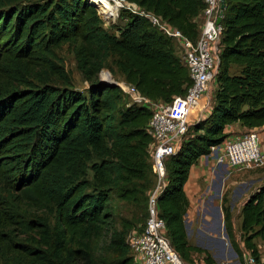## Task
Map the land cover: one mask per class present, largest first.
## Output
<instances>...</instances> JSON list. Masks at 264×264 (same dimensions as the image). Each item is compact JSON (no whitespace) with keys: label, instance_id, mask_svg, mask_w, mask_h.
Segmentation results:
<instances>
[{"label":"trees","instance_id":"obj_1","mask_svg":"<svg viewBox=\"0 0 264 264\" xmlns=\"http://www.w3.org/2000/svg\"><path fill=\"white\" fill-rule=\"evenodd\" d=\"M131 1L190 39L197 37L203 0ZM224 2L214 104L206 117L189 125L193 132L187 131L166 159V184L157 196L174 249L184 261L203 253V264H215L214 259L189 243L184 224L189 168L228 136L226 124H264V0ZM105 5L116 16L112 2ZM120 10L125 19L111 31L91 0H0V264H97L92 241L106 231L114 262L139 264L126 241L131 222L111 225L112 202L147 205L145 191L155 182L147 129L152 109L129 103L121 88L99 73L115 66L140 94L164 102L184 94L191 78L175 40L146 17ZM64 42L87 82L84 89L73 85L55 54L54 47ZM224 200L231 246L238 255L248 250L255 264H262L256 239L264 241V182L240 209L243 247ZM26 206H49L53 221L29 215ZM141 211L143 219V204ZM17 227L36 231L37 245L13 240Z\"/></svg>","mask_w":264,"mask_h":264},{"label":"built area","instance_id":"obj_2","mask_svg":"<svg viewBox=\"0 0 264 264\" xmlns=\"http://www.w3.org/2000/svg\"><path fill=\"white\" fill-rule=\"evenodd\" d=\"M115 1L119 4L118 10L125 8L146 17L157 29L176 41L191 78L184 94L174 95L170 102L161 104L140 94L133 84L117 81L131 95L133 102L148 107L150 104L160 106L152 109L147 122V129L152 136L148 150L155 178L147 194V217L142 229L130 232L126 241L134 260L139 264H187L167 235L165 220L158 213L157 196L166 184L165 161L177 151L185 138L190 125L189 117H199L208 106L201 107V100L218 70L223 26L221 21L216 22V18H222L223 8L220 5L225 0H203L198 35L194 40L161 15L141 7L135 1ZM209 154L215 155L217 163L226 162L237 168L264 166V149L257 129H248L235 138L211 145ZM243 257L245 264L256 263L248 250L243 251Z\"/></svg>","mask_w":264,"mask_h":264},{"label":"rangeland","instance_id":"obj_3","mask_svg":"<svg viewBox=\"0 0 264 264\" xmlns=\"http://www.w3.org/2000/svg\"><path fill=\"white\" fill-rule=\"evenodd\" d=\"M92 1V0H91ZM105 2H111L105 0ZM102 3V2H98ZM98 13L100 14V9L97 6ZM120 9L118 10L117 16L114 18L113 21H110L109 23H103V25L106 28H109L111 31H115L116 28L123 23L124 17L120 14ZM101 16V14H100ZM102 18V16H101ZM103 20V18H102ZM104 22V20H103ZM55 54L57 55V58L59 61L65 65L67 70L69 71L71 77H72V83L75 87L79 89H84L85 86L87 85V82L82 78L81 73L76 67V62L74 58V54L71 51L70 47L68 46L67 42L62 43L59 46L54 47ZM104 72L109 73L110 77L113 78V80L118 81V82H124L128 83L125 81L123 75L117 70L115 66H109V67H103L99 73V76L101 79L106 78ZM109 78V77H108ZM107 79V78H106ZM119 86V85H118ZM124 94L125 99L131 103L133 102V99L131 95L124 90L122 86H119ZM161 104V103H158ZM159 105H152L150 104L151 109H156L159 108ZM190 119L193 118V115L189 117ZM189 119V121H190ZM190 134L192 129L190 128L188 131ZM189 135V134H188ZM187 137V136H186ZM189 137V136H188ZM233 167V166H232ZM237 168V167H234ZM254 168H260V167H254ZM252 169V168H249ZM262 169V170H261ZM257 175L261 178V183L264 182V166H262L259 170H256ZM88 175L91 177V171H88ZM217 180L216 183L214 184V188L216 189L218 187L219 183V177L216 175ZM233 178V175L231 177H228V180H226V183H231L230 180ZM259 184H257L254 188H256ZM252 188L251 191L254 189ZM250 191V192H251ZM244 188H240L236 186L235 184H230L225 191L222 194V205H223V197H225L224 202H226L227 205L230 206L231 208V213H232V221H233V229H234V235L236 240L239 242V245L243 247V243L241 240L240 236V229H239V224H240V209L238 211L235 210L236 205L235 202L241 198V196L244 194ZM249 192V194H250ZM148 191H145V194L147 195ZM248 194V195H249ZM248 197V196H247ZM246 197V198H247ZM143 204V212H144V218L141 219V207ZM243 204V203H242ZM112 205H114L113 209V217L111 219V225L114 227H121V221L123 220H128L131 222L132 226L128 228L127 233H126V239L127 236L130 232L133 230H141L147 216V205L146 202L140 200L137 204L132 201H125L122 199H114L112 202ZM242 206V205H241ZM27 207V206H26ZM27 212L29 215H43L44 217L48 218L50 223L53 221V212L51 211L49 206H44V207H39V208H29L27 207ZM215 218H214V226L218 225V215L217 213H214ZM223 214V212H222ZM124 222V221H123ZM220 224V223H219ZM110 225V227H111ZM224 228V230H223ZM217 229V227H216ZM216 231V230H215ZM225 227H224V219L222 216V226L219 228V237H214V238H208V242L206 246H211L213 248L212 250H208L207 248L201 247L202 249H205L210 253V255L214 259L215 264H245L243 253L238 255L235 249L231 246L230 241L226 236L224 235ZM110 237V233L105 232L104 235L100 239H97L96 241H92V248L94 251L95 255V261L97 264H117L115 261V256L111 255L109 252L106 250V242L108 241ZM11 238L13 240H18V241H23V242H28L34 245H37L39 235L36 233V231L31 230L29 232H22L20 228H15L13 231H11ZM211 242V243H210ZM257 242V247L260 252V260L261 263L264 264V241H262L260 238L256 239ZM215 243L217 245H215ZM245 251V249L243 250ZM131 252V250H130ZM187 264H203V260L199 259L198 256L192 260H185Z\"/></svg>","mask_w":264,"mask_h":264},{"label":"crops","instance_id":"obj_4","mask_svg":"<svg viewBox=\"0 0 264 264\" xmlns=\"http://www.w3.org/2000/svg\"><path fill=\"white\" fill-rule=\"evenodd\" d=\"M215 88L216 81L213 79L210 81L209 88L201 100V107L208 106L203 109V113L199 117L194 115L189 121L190 124L197 121V119L206 117L210 113L214 104ZM152 101L155 103L164 102L162 100ZM248 129H257L259 131L261 146L264 149V124L256 127H247L239 121L228 123L224 127V131L228 133L225 140L235 138ZM260 168H234L226 162L217 163L215 155L211 154H203L191 164L183 186L188 199V206L184 215V224L187 239L190 244L201 246L208 250L213 249L211 246H206V244L208 238L219 237V223L220 218L222 219L223 216V214L221 216L219 215V211L222 213L223 192L231 183L242 189L244 188V194L235 202V210L238 211L251 189L261 182V178L256 172ZM216 175L219 177V183L215 189ZM232 175L231 183H226L228 177ZM214 213H217L219 217L217 226H214V218L216 215ZM215 245L217 244L215 243ZM203 255V253L195 252L192 254V258L194 259L198 256L199 259L203 260Z\"/></svg>","mask_w":264,"mask_h":264},{"label":"bare ground","instance_id":"obj_5","mask_svg":"<svg viewBox=\"0 0 264 264\" xmlns=\"http://www.w3.org/2000/svg\"><path fill=\"white\" fill-rule=\"evenodd\" d=\"M107 1H111L112 2L113 10L118 13V5L119 4L115 0H107ZM92 2L99 7L100 14H101V16H102V18L104 20V23L105 22L109 23L110 21H113L114 18L117 16V14H116V16H113L112 14H110V12L107 11L108 9H107L105 4L110 3V2H105V0H92ZM98 2H102V3H98ZM104 74H105L107 79L106 78H103V79H105L107 81H113V78H111L109 76L110 75L109 73L104 72Z\"/></svg>","mask_w":264,"mask_h":264},{"label":"water","instance_id":"obj_6","mask_svg":"<svg viewBox=\"0 0 264 264\" xmlns=\"http://www.w3.org/2000/svg\"><path fill=\"white\" fill-rule=\"evenodd\" d=\"M220 6H221V8H224L225 2H222ZM220 21H221V18L220 17H217L216 18V22L218 23ZM101 80H104L107 84H109L111 86H118L119 85V83L117 81H115V80H113V81H107L105 79H101ZM219 215L220 216L222 215V213L220 211H219ZM220 226H222V219L221 218H220L219 228H220ZM223 230H224V228H223ZM224 235L226 236V233L225 232H224Z\"/></svg>","mask_w":264,"mask_h":264}]
</instances>
